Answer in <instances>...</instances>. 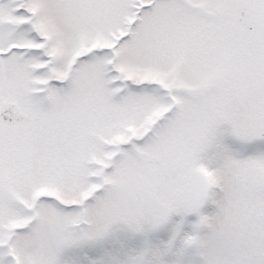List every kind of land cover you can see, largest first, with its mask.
<instances>
[{
  "label": "rangeland",
  "instance_id": "rangeland-1",
  "mask_svg": "<svg viewBox=\"0 0 264 264\" xmlns=\"http://www.w3.org/2000/svg\"><path fill=\"white\" fill-rule=\"evenodd\" d=\"M196 4L0 0V264H264V38Z\"/></svg>",
  "mask_w": 264,
  "mask_h": 264
},
{
  "label": "flooded vegetation",
  "instance_id": "flooded-vegetation-1",
  "mask_svg": "<svg viewBox=\"0 0 264 264\" xmlns=\"http://www.w3.org/2000/svg\"><path fill=\"white\" fill-rule=\"evenodd\" d=\"M233 1H236L237 5L235 21L233 20ZM256 1L257 0H252V2H248V0H197L196 10L198 11L197 16L200 24V32L207 31L209 35H216L218 32H220L221 35L225 37L224 39L226 45L230 39H228V37H231L237 33L240 41H243L244 43L243 48L238 46L242 50L251 45L250 42H262V39L264 38V12L262 10L264 9L256 4ZM208 4L212 5V10H208ZM204 21H206V23L202 24ZM223 48H225L227 51H230L232 46H223ZM261 80L262 82H260V87L261 90L264 91V77H262ZM10 102L16 103L14 101L0 102V110L3 109L5 103ZM16 104L19 105L18 103ZM260 112L262 118L259 120V124L248 126L247 130H258L259 132H263L261 134L264 135V110L260 109ZM30 120L31 118L29 114L28 120L24 123H10L0 119V126L2 128L6 127L7 129L18 128L21 125L30 122Z\"/></svg>",
  "mask_w": 264,
  "mask_h": 264
},
{
  "label": "water",
  "instance_id": "water-1",
  "mask_svg": "<svg viewBox=\"0 0 264 264\" xmlns=\"http://www.w3.org/2000/svg\"><path fill=\"white\" fill-rule=\"evenodd\" d=\"M249 27L248 25H246ZM0 118L10 123L24 122L27 120V115L19 109L15 104H6L0 111Z\"/></svg>",
  "mask_w": 264,
  "mask_h": 264
}]
</instances>
